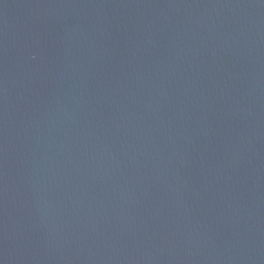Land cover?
<instances>
[{
	"label": "water",
	"instance_id": "obj_1",
	"mask_svg": "<svg viewBox=\"0 0 264 264\" xmlns=\"http://www.w3.org/2000/svg\"><path fill=\"white\" fill-rule=\"evenodd\" d=\"M0 264H264V0H0Z\"/></svg>",
	"mask_w": 264,
	"mask_h": 264
}]
</instances>
